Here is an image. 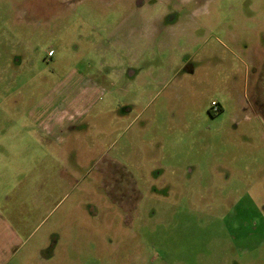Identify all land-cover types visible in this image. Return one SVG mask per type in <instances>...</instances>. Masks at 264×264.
<instances>
[{"label": "rangeland", "instance_id": "rangeland-1", "mask_svg": "<svg viewBox=\"0 0 264 264\" xmlns=\"http://www.w3.org/2000/svg\"><path fill=\"white\" fill-rule=\"evenodd\" d=\"M159 1L0 0V264H264V0Z\"/></svg>", "mask_w": 264, "mask_h": 264}, {"label": "flooded vegetation", "instance_id": "flooded-vegetation-1", "mask_svg": "<svg viewBox=\"0 0 264 264\" xmlns=\"http://www.w3.org/2000/svg\"><path fill=\"white\" fill-rule=\"evenodd\" d=\"M133 2H134V5L136 7H142L145 5L158 7L161 1H159V0H133ZM200 2H198L196 0H187V1H185V0H167L166 8H172V9L177 8V10L167 12L165 14V16H162V18H160V20L156 24V26H154L155 34H153V33L149 34V38L147 37V40H150L151 38H153V36H156V35L160 34L161 32L163 33L165 24L168 25L170 23L178 22L179 18H181L179 11H178L179 8H186V7H192V6L195 7V6H198L200 4Z\"/></svg>", "mask_w": 264, "mask_h": 264}, {"label": "crops", "instance_id": "crops-1", "mask_svg": "<svg viewBox=\"0 0 264 264\" xmlns=\"http://www.w3.org/2000/svg\"><path fill=\"white\" fill-rule=\"evenodd\" d=\"M54 55V54H53ZM52 55V56H53ZM41 195L44 193V190H41ZM40 195V192H39ZM40 195V196H41ZM0 231L5 234L6 241L0 245V262L2 261V258L5 255V250L8 252L10 251L13 247L14 244L18 243L16 242L15 239H13L14 232L10 229V227L4 223L3 221H0ZM9 238V239H8ZM8 239V240H7Z\"/></svg>", "mask_w": 264, "mask_h": 264}, {"label": "built area", "instance_id": "built-area-1", "mask_svg": "<svg viewBox=\"0 0 264 264\" xmlns=\"http://www.w3.org/2000/svg\"><path fill=\"white\" fill-rule=\"evenodd\" d=\"M52 55H53V52L52 51H49L48 52V56H52ZM211 106L213 108V111H218L219 108H218V106H217L216 103L212 102Z\"/></svg>", "mask_w": 264, "mask_h": 264}]
</instances>
